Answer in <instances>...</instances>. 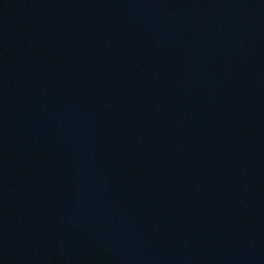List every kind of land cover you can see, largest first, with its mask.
I'll use <instances>...</instances> for the list:
<instances>
[{"label":"water","instance_id":"obj_1","mask_svg":"<svg viewBox=\"0 0 264 264\" xmlns=\"http://www.w3.org/2000/svg\"><path fill=\"white\" fill-rule=\"evenodd\" d=\"M70 1V0H69ZM76 4V3H75ZM84 4L86 5V6H88V8H91L90 6H91V3H90V1L89 0H84ZM147 20V23H144V22H139L137 19L136 20H133V16L132 15H130L128 18H127V26L129 27V29H130V31L131 32H136V31H140L141 29H143L144 27H145V31H151V34H150V36H146V35H143V37H144V44H148L149 46H152L153 48H158L159 47V45H162V44H164V42H165V40H163L160 36H162V34H161V32L158 30V28H155L154 27V25L151 23V21L149 20V19H146ZM137 22H139V25H140V27L137 25ZM149 22V23H148ZM156 31V33H157V35H153V33ZM131 32H128V35L131 33ZM142 33V32H141ZM140 33V34H141ZM131 39V36H129V37H126V39H125V41H127V42H129V41H131L130 40ZM111 44H112V42H111ZM106 48V47H105ZM180 53H181V55H182V57L183 58H185L186 59V55L184 54V50L183 49H181L180 48ZM190 63V62H189ZM188 70H189V72H192V71H194V69L189 65L188 66ZM187 79L189 80V81H191L192 83L195 81V79H194V77H191L190 76V74L188 73V71H187ZM136 81H137V79H136ZM175 92L176 91H174V94H175ZM176 95V94H175ZM166 96H167V94H166ZM171 97H174V95H171ZM133 105V103L131 102V106ZM130 117V116H129ZM129 119V118H128ZM131 125L133 124V123H136V122H134V121H132L131 120ZM132 134H134V135H137L136 134V132H132ZM131 133H129L128 132V134H126L128 137H133V135H132ZM128 170V168H126L124 171H123V174H124V176H125V174H126V171ZM112 180H114V182H118L119 181V176H118V174H113L112 175ZM123 183V181L121 182V183H119L118 184V186H114V187H112V188H114V189H110L111 191H113V190H115V188H117V187H119V185L120 184H122ZM124 183H127V181L126 180H124ZM123 187H125V185L123 184ZM113 197H115V195L113 196ZM113 197H110V202L112 203V204H114V203H117V204H119L118 203V201H120V203L122 202V201H124V195L123 194H118L114 199H113ZM129 200V199H128ZM123 207H125V208H122V210H125L126 209V212H125V216L127 217V218H130V214L132 213V208H131V206L130 205H126V206H123ZM114 209V207L112 206L111 207V209L110 210H113ZM117 210V209H116ZM115 210V211H116ZM115 211H114V213H115ZM147 211H145V213H146ZM119 213H121V217L122 216H124V211H120ZM144 214V213H143ZM145 215V214H144ZM122 236L124 237V241H127L128 239H134V235L132 236V234H130V236H127L126 234H122ZM125 244L126 245H128V243L127 242H125ZM133 259H135L136 261L137 260H139L140 262H141V260H142V258L140 257V256H138V257H136L135 258V254L133 253L132 255H130V259H129V261H132Z\"/></svg>","mask_w":264,"mask_h":264}]
</instances>
